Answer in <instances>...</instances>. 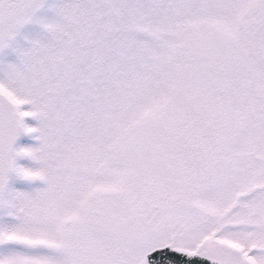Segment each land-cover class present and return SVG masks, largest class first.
<instances>
[{"label":"snow or ice","instance_id":"6c2138e0","mask_svg":"<svg viewBox=\"0 0 264 264\" xmlns=\"http://www.w3.org/2000/svg\"><path fill=\"white\" fill-rule=\"evenodd\" d=\"M0 213V264H264V0H0Z\"/></svg>","mask_w":264,"mask_h":264},{"label":"rangeland","instance_id":"374dc122","mask_svg":"<svg viewBox=\"0 0 264 264\" xmlns=\"http://www.w3.org/2000/svg\"><path fill=\"white\" fill-rule=\"evenodd\" d=\"M8 62H12L11 58H9ZM27 124L29 126H32V127L37 126L35 121H31L30 123H27ZM22 134L23 133H21L19 135V137L17 138V140L13 146L15 149H17V150L20 149L19 147L16 146L17 141H20L19 146H21L22 148L37 147L38 146V142L34 138L29 137L27 135L24 136V142H22L20 140V137L22 136ZM19 162H22L21 163V164H23L22 166L26 167V168L35 169L38 167L33 162H31L27 159H19L18 163ZM17 181H18V183L22 184L21 189L19 188V191L26 192V193H32L35 190L43 189L44 187H46V185H44L41 181H33V182L23 181V180H20L19 178H17L15 176V174H10L9 179H8V184H7L8 189L11 190L10 186L13 185L14 183H16Z\"/></svg>","mask_w":264,"mask_h":264},{"label":"flooded vegetation","instance_id":"af4514ba","mask_svg":"<svg viewBox=\"0 0 264 264\" xmlns=\"http://www.w3.org/2000/svg\"><path fill=\"white\" fill-rule=\"evenodd\" d=\"M30 122H31V120H27L26 121V123H30ZM24 136H26V135L22 134V136L20 137V140L22 142H24ZM19 143H20V141H17V145L16 146L19 147V148H22L21 146H19ZM21 163L22 162L18 163V160H17V164L19 166L23 167L22 166L23 164H21ZM21 186H22V184L18 183V181H17L16 183H14L13 185L10 186L11 187V191H19V188L21 189ZM0 217H3V218H0V225H3V224H9L10 225V224L14 223V221H12L11 219H9L7 217H4L2 213H0ZM0 251H3V249H0Z\"/></svg>","mask_w":264,"mask_h":264},{"label":"water","instance_id":"95a60500","mask_svg":"<svg viewBox=\"0 0 264 264\" xmlns=\"http://www.w3.org/2000/svg\"><path fill=\"white\" fill-rule=\"evenodd\" d=\"M205 264H207V262H205Z\"/></svg>","mask_w":264,"mask_h":264}]
</instances>
